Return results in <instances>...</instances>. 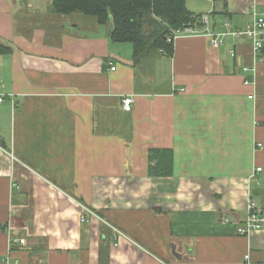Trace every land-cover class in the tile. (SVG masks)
<instances>
[{
	"label": "crops",
	"instance_id": "1",
	"mask_svg": "<svg viewBox=\"0 0 264 264\" xmlns=\"http://www.w3.org/2000/svg\"><path fill=\"white\" fill-rule=\"evenodd\" d=\"M26 6L0 0V264H264V228L236 232L249 200L264 214V62L229 34L264 0H186L222 45L138 63L95 19L53 30ZM162 149L172 176L149 177Z\"/></svg>",
	"mask_w": 264,
	"mask_h": 264
},
{
	"label": "trees",
	"instance_id": "2",
	"mask_svg": "<svg viewBox=\"0 0 264 264\" xmlns=\"http://www.w3.org/2000/svg\"><path fill=\"white\" fill-rule=\"evenodd\" d=\"M57 15L80 14L94 18L100 25L111 26L109 39L132 47L133 63H138L152 50L171 57L170 31L192 22L186 0H51ZM9 50L0 47V54ZM148 176H172V151L150 150Z\"/></svg>",
	"mask_w": 264,
	"mask_h": 264
},
{
	"label": "built area",
	"instance_id": "3",
	"mask_svg": "<svg viewBox=\"0 0 264 264\" xmlns=\"http://www.w3.org/2000/svg\"><path fill=\"white\" fill-rule=\"evenodd\" d=\"M193 22L190 24L173 29L170 31L167 36V42L169 44H173L177 39L183 36H197L202 35L206 37L212 48L217 49L222 45L221 37L226 34H219L213 32L208 27V18L206 15H202L199 17L191 16ZM227 26V25H226ZM230 35L235 38H245L248 40L252 47V61L253 65L256 63L264 62V10L260 13L253 12V20L250 25L246 27V29L242 32H231ZM162 53V51H160ZM164 54V53H163ZM230 55L232 58H235V52L230 51ZM110 70L115 71V66L109 63ZM247 69L245 68L244 71ZM1 89V85H0ZM5 95L0 92V104L4 101ZM11 102H13V95H10ZM251 97H249L250 99ZM133 98L131 96L123 97L121 100V107L125 113H129L132 110L133 106ZM261 171L260 168L255 169V172L251 175V179H255V175ZM83 211V215L80 216V222H87L88 216H94L91 211L87 208L81 207ZM247 217L245 221L238 224L236 232L240 235H247L252 231H260L264 228V214L263 211L259 208V206L253 201L249 200L247 205ZM109 226V225H108ZM114 240H118L120 237H123V234L119 232L116 228L111 227ZM10 242H18L20 245L24 244L23 239H11ZM116 246V245H115ZM245 261L249 260V256L246 255L244 257Z\"/></svg>",
	"mask_w": 264,
	"mask_h": 264
},
{
	"label": "rangeland",
	"instance_id": "4",
	"mask_svg": "<svg viewBox=\"0 0 264 264\" xmlns=\"http://www.w3.org/2000/svg\"><path fill=\"white\" fill-rule=\"evenodd\" d=\"M25 3H27V8H39V13L35 16V18L38 20H43L42 22H44V24H48L49 22L52 23L51 27L53 30H59V23L61 22V20L65 19L66 20V24L67 25H72L75 22V19L72 20L71 16L73 14L70 15H57L53 13V9H52V3L51 0H24ZM28 4L32 5V7H28ZM188 8L191 9V5L188 4ZM75 14V13H74ZM30 15H33V12H30ZM90 19H94V18H90ZM251 24V23H250ZM106 26V25H104ZM153 53H157L156 50H152Z\"/></svg>",
	"mask_w": 264,
	"mask_h": 264
},
{
	"label": "water",
	"instance_id": "5",
	"mask_svg": "<svg viewBox=\"0 0 264 264\" xmlns=\"http://www.w3.org/2000/svg\"><path fill=\"white\" fill-rule=\"evenodd\" d=\"M111 26L109 25V34H110Z\"/></svg>",
	"mask_w": 264,
	"mask_h": 264
}]
</instances>
